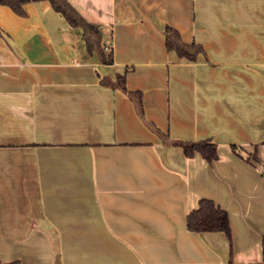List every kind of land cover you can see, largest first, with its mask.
Listing matches in <instances>:
<instances>
[{
    "label": "crops",
    "instance_id": "obj_1",
    "mask_svg": "<svg viewBox=\"0 0 264 264\" xmlns=\"http://www.w3.org/2000/svg\"><path fill=\"white\" fill-rule=\"evenodd\" d=\"M67 1L111 64L47 0L0 5V264H261L264 0ZM203 139L211 163L170 144ZM201 199L229 239L187 230Z\"/></svg>",
    "mask_w": 264,
    "mask_h": 264
},
{
    "label": "trees",
    "instance_id": "obj_2",
    "mask_svg": "<svg viewBox=\"0 0 264 264\" xmlns=\"http://www.w3.org/2000/svg\"><path fill=\"white\" fill-rule=\"evenodd\" d=\"M41 0H0V5L10 8L15 14L23 13L22 6L29 2ZM51 8L60 13L66 22L72 27H78L82 32V40L88 53H95L99 62L103 65L112 63V50L110 47L101 43V32L98 25L87 22L67 0H47ZM164 44L168 51H173L179 58L187 61H194L202 49L195 43H186L182 41L176 29L171 26H165L163 29ZM101 84L110 87L117 86L127 94L131 95L137 104L140 103V93L126 91L124 87V76L117 75L115 81L100 80ZM173 146L180 147L186 158L199 154L203 160L208 163L217 159L216 145L208 139L198 141H170ZM231 149L239 155V149L231 145ZM250 157H255L249 155ZM246 159L248 156L245 157ZM186 228L192 232H222L228 239L230 238V229L227 213L209 199H201L197 208L191 210L185 219ZM262 263L264 264V237L262 238ZM15 264V263H11Z\"/></svg>",
    "mask_w": 264,
    "mask_h": 264
}]
</instances>
